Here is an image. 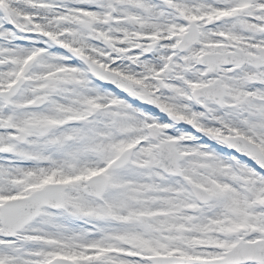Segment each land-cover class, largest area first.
<instances>
[{
    "label": "snow or ice",
    "instance_id": "snow-or-ice-1",
    "mask_svg": "<svg viewBox=\"0 0 264 264\" xmlns=\"http://www.w3.org/2000/svg\"><path fill=\"white\" fill-rule=\"evenodd\" d=\"M0 264H264V0H0Z\"/></svg>",
    "mask_w": 264,
    "mask_h": 264
}]
</instances>
